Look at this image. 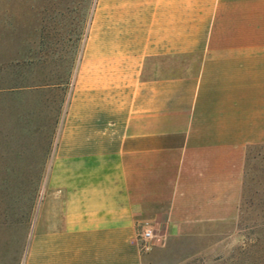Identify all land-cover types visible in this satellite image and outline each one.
Returning a JSON list of instances; mask_svg holds the SVG:
<instances>
[{
	"label": "crops",
	"instance_id": "obj_1",
	"mask_svg": "<svg viewBox=\"0 0 264 264\" xmlns=\"http://www.w3.org/2000/svg\"><path fill=\"white\" fill-rule=\"evenodd\" d=\"M51 23L47 1L0 0V56L51 47L2 26ZM80 50L45 175L59 219L24 264H143L145 229L234 219L264 146V0H97Z\"/></svg>",
	"mask_w": 264,
	"mask_h": 264
},
{
	"label": "rangeland",
	"instance_id": "obj_2",
	"mask_svg": "<svg viewBox=\"0 0 264 264\" xmlns=\"http://www.w3.org/2000/svg\"><path fill=\"white\" fill-rule=\"evenodd\" d=\"M37 1L50 3V26H2L10 34L22 27L27 36L45 35L51 47L25 51L36 55L0 56V264H24L33 234L59 219V201H49L45 175L66 107L76 96L81 44L97 2ZM40 28L44 35L31 32ZM85 59L88 71L92 62ZM145 245L140 242L143 264H264V146L247 152L234 219L194 223Z\"/></svg>",
	"mask_w": 264,
	"mask_h": 264
},
{
	"label": "built area",
	"instance_id": "obj_3",
	"mask_svg": "<svg viewBox=\"0 0 264 264\" xmlns=\"http://www.w3.org/2000/svg\"><path fill=\"white\" fill-rule=\"evenodd\" d=\"M140 240L143 242V243H145L146 245L147 244H153V241H154V235H153V233L151 232V230H149V229H145V230H143V232L140 234ZM145 245V247H148V246H146Z\"/></svg>",
	"mask_w": 264,
	"mask_h": 264
}]
</instances>
